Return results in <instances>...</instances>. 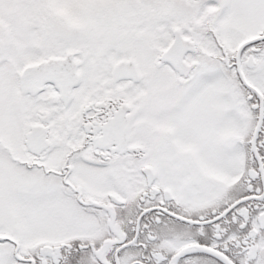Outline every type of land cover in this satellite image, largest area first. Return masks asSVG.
<instances>
[{"label":"snow or ice","instance_id":"snow-or-ice-1","mask_svg":"<svg viewBox=\"0 0 264 264\" xmlns=\"http://www.w3.org/2000/svg\"><path fill=\"white\" fill-rule=\"evenodd\" d=\"M0 264H264V0H0Z\"/></svg>","mask_w":264,"mask_h":264}]
</instances>
